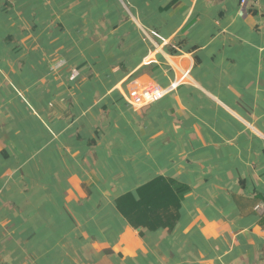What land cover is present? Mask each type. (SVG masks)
<instances>
[{
  "label": "crops",
  "instance_id": "obj_1",
  "mask_svg": "<svg viewBox=\"0 0 264 264\" xmlns=\"http://www.w3.org/2000/svg\"><path fill=\"white\" fill-rule=\"evenodd\" d=\"M240 12L0 0V264H264V0ZM158 178L177 218L133 227L116 201Z\"/></svg>",
  "mask_w": 264,
  "mask_h": 264
},
{
  "label": "trees",
  "instance_id": "obj_2",
  "mask_svg": "<svg viewBox=\"0 0 264 264\" xmlns=\"http://www.w3.org/2000/svg\"><path fill=\"white\" fill-rule=\"evenodd\" d=\"M187 192V186L178 185L171 179L158 178L138 189V200L126 195L116 201V207L133 227H166L177 218V211L171 210L178 209Z\"/></svg>",
  "mask_w": 264,
  "mask_h": 264
},
{
  "label": "built area",
  "instance_id": "obj_3",
  "mask_svg": "<svg viewBox=\"0 0 264 264\" xmlns=\"http://www.w3.org/2000/svg\"><path fill=\"white\" fill-rule=\"evenodd\" d=\"M240 8V13L244 14L246 11V7H248V4L251 0H237ZM167 90H164L158 86L152 87L147 89L143 93H134L132 95V104L135 107H139L145 104H151L155 102L156 100L160 99Z\"/></svg>",
  "mask_w": 264,
  "mask_h": 264
}]
</instances>
